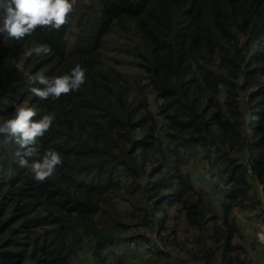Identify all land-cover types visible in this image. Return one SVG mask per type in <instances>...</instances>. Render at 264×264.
<instances>
[{
  "label": "trees",
  "instance_id": "16d2710c",
  "mask_svg": "<svg viewBox=\"0 0 264 264\" xmlns=\"http://www.w3.org/2000/svg\"><path fill=\"white\" fill-rule=\"evenodd\" d=\"M114 33L125 45L138 36L128 55L137 72L108 69ZM36 43L50 51L24 57ZM76 63L86 70L76 91L30 92L44 68ZM19 103L56 114L38 140L62 163L37 182L0 134V264H145L141 241L157 253L146 264H244L236 210H264V0H78L58 30L0 34V120ZM188 162L216 170L220 200Z\"/></svg>",
  "mask_w": 264,
  "mask_h": 264
},
{
  "label": "clouds",
  "instance_id": "9594fccd",
  "mask_svg": "<svg viewBox=\"0 0 264 264\" xmlns=\"http://www.w3.org/2000/svg\"><path fill=\"white\" fill-rule=\"evenodd\" d=\"M73 4L74 0H0V34L20 41L33 33L38 25L58 30L66 23ZM49 51V45L36 43L24 54L40 57ZM85 73V68L76 63L68 72L59 75L41 74L37 80L42 87L32 86L30 92L41 101L58 99L62 94L79 89L86 80ZM55 119L56 114L52 111L38 116L35 108L27 103H19L7 119L0 120V134L19 145L15 152L16 163L30 170L37 182L52 176L62 163L61 154L54 149H47L40 154L38 138L47 132ZM258 238L264 242V233H258Z\"/></svg>",
  "mask_w": 264,
  "mask_h": 264
},
{
  "label": "rangeland",
  "instance_id": "374dc122",
  "mask_svg": "<svg viewBox=\"0 0 264 264\" xmlns=\"http://www.w3.org/2000/svg\"><path fill=\"white\" fill-rule=\"evenodd\" d=\"M78 0H74L76 2ZM138 36L131 35L128 37L127 45H125L122 42L121 36L117 33L112 34V36L105 40L103 45V51L102 56L103 60L107 61V67L109 70H120V71H127L131 72H137L136 67L134 64H129V52L134 47H139V41ZM254 51H257L256 49ZM26 55H24L25 57ZM51 67V66H50ZM49 72L48 69L44 68L42 71L37 73L35 76H39L41 74H45ZM27 74V73H26ZM32 96H26L24 100L30 103ZM151 108L154 109L156 106L155 101L152 99L150 100ZM256 118L254 119V121ZM228 151L232 155H238L239 152L235 147H229ZM187 166L190 171H192V175L196 181V184L199 188H203L202 192L205 193V191H209V194L211 195V198H215L216 200H220L223 196V194L226 193V189L224 186H221V183L219 181L220 176L216 172V170L209 169L208 167L204 168V166L200 163L191 165V162L187 163ZM253 182V179L250 180ZM208 185H206V183ZM255 184V183H253ZM260 192V201L264 206V193L262 186L259 187ZM257 192H251V196L256 195ZM207 199H209L208 194L206 195ZM210 202V199H209ZM228 203V201H224L222 206H225ZM261 205L253 206L252 204H247L242 207L244 211H238V221L242 226V232L240 231L239 234H236L232 245L234 247L241 246L243 249L241 252H243L240 256L242 257V261L244 264H264V242H260L257 239L256 230L254 226V220L257 221L258 218L264 219V210L260 209ZM211 206L212 214L214 213V210L216 213L219 214L220 220L223 217V213L220 212L218 208ZM257 218V219H256ZM123 234V233H122ZM240 243V244H239ZM103 250H101V254H103ZM140 254L143 256L142 262L140 263H150L156 261V251H152V243L151 241H148V245L145 244V242H140ZM127 261L135 263L136 262V256H130V259H127ZM239 264V260L236 261Z\"/></svg>",
  "mask_w": 264,
  "mask_h": 264
},
{
  "label": "built area",
  "instance_id": "2783aa9c",
  "mask_svg": "<svg viewBox=\"0 0 264 264\" xmlns=\"http://www.w3.org/2000/svg\"><path fill=\"white\" fill-rule=\"evenodd\" d=\"M254 226L256 230L257 239L260 241V239L258 238V233H264V219L258 218L257 221L254 220ZM127 245L134 248L135 240H130L129 242H127Z\"/></svg>",
  "mask_w": 264,
  "mask_h": 264
}]
</instances>
